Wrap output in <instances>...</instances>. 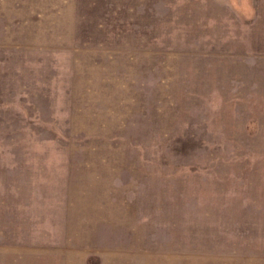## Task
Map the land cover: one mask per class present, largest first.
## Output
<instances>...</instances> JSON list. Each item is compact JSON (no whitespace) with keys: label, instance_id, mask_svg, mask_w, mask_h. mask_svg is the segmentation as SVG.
<instances>
[{"label":"rangeland","instance_id":"1","mask_svg":"<svg viewBox=\"0 0 264 264\" xmlns=\"http://www.w3.org/2000/svg\"><path fill=\"white\" fill-rule=\"evenodd\" d=\"M0 264H264V0H0Z\"/></svg>","mask_w":264,"mask_h":264}]
</instances>
